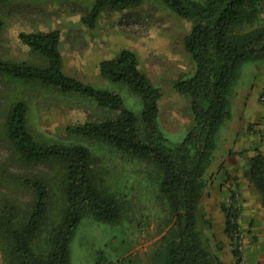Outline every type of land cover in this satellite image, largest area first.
<instances>
[{
    "label": "trees",
    "instance_id": "trees-1",
    "mask_svg": "<svg viewBox=\"0 0 264 264\" xmlns=\"http://www.w3.org/2000/svg\"><path fill=\"white\" fill-rule=\"evenodd\" d=\"M23 0H0L7 7ZM69 1V0H63ZM83 22L94 27L104 10H126L156 0H92ZM177 16L192 21L183 45L195 64L194 74L175 82L176 91L189 99L194 124L181 142L170 140L159 123L162 90L140 69L138 55L121 50L100 62L107 81L126 87L139 97L137 114L114 91L68 76L60 51L61 33L22 32L20 42L43 60V65L0 59V75L39 83L62 95L93 101L105 113L92 121L68 126L70 136L103 141L159 173V193L166 201L172 226L162 238L154 264H216L198 230V209L206 188L204 178L217 146V135L231 117L229 95L241 67L264 59L262 0H158ZM5 21L0 15V33ZM29 107L19 100L6 115V133L15 165L23 172L0 178V251L2 264H71L70 244L85 216L117 225L124 214L122 199L100 186L96 158L82 144L39 141L28 124ZM52 164L64 171L57 179ZM12 165V166H13ZM42 166L37 174L30 169ZM247 177L261 197L264 210V153L250 159ZM31 193L24 202L18 191ZM227 236L234 256L240 255L239 224L233 208L226 209ZM99 254L96 264H103ZM118 264H126L122 260Z\"/></svg>",
    "mask_w": 264,
    "mask_h": 264
},
{
    "label": "rangeland",
    "instance_id": "rangeland-1",
    "mask_svg": "<svg viewBox=\"0 0 264 264\" xmlns=\"http://www.w3.org/2000/svg\"><path fill=\"white\" fill-rule=\"evenodd\" d=\"M92 6V0H23L0 7L5 21L0 33V59L41 66L43 60L20 42L19 34L59 30L64 72L84 83L119 93L126 106L139 114L143 109L140 98L126 87L107 81L99 71L101 61L130 49L138 55L141 71L162 90L159 103L162 131L170 140L181 142L192 128L194 117L189 99L180 95L174 85L195 72V64L183 45L193 22L177 16L156 0L121 11L104 10L95 26L90 27L82 18L90 13ZM262 7L261 24L264 26V0ZM238 76L237 85L254 93L264 85V59L244 64ZM19 100L28 104L29 128L39 141L88 147L97 160L100 186L115 193L123 202V219L117 225L99 222L91 215L84 217L70 244L71 264H96L100 253L103 264H118L122 260H126V264H154L162 238L173 224L167 203L159 193L160 175L147 162L126 155L106 142L86 140L66 132L68 126L105 116L93 101L62 95L39 83L0 75V178L23 172L18 165H13L5 123L7 111ZM220 138L219 135V145L222 144ZM214 153L204 176L206 188L198 209L201 239L216 264H264L261 197L256 191L263 220L258 219L256 202L249 203L242 197L237 175L226 165L224 155L227 156L228 151L219 148ZM218 153L221 155L216 157ZM219 160V165L213 164ZM43 169L38 166L30 169V173L37 174ZM48 171L60 179L64 169L52 164ZM6 190L0 187V194ZM18 194L24 202L31 196L25 190ZM224 208H233L236 212L241 250L238 256H234L236 245L233 246L225 232ZM258 229L263 233L257 236ZM2 256L0 251V264Z\"/></svg>",
    "mask_w": 264,
    "mask_h": 264
},
{
    "label": "crops",
    "instance_id": "crops-1",
    "mask_svg": "<svg viewBox=\"0 0 264 264\" xmlns=\"http://www.w3.org/2000/svg\"><path fill=\"white\" fill-rule=\"evenodd\" d=\"M237 82L229 95L231 117L224 123L217 135L218 138L220 135L222 144H218L220 141L218 142L217 138L216 150L222 148L228 151L227 156L224 155L226 165L237 175L242 197L249 203L256 202L258 219L263 220L260 217L259 204H257L260 199L247 177V171L250 159L258 152L264 153V136L259 137L264 133V102L261 100L264 95V85L252 93L253 90H244L242 86L237 85ZM220 155L218 153L216 157ZM215 163L219 165L220 160L213 162L214 165ZM228 174L226 172L225 175ZM262 233L261 229L255 231L257 236Z\"/></svg>",
    "mask_w": 264,
    "mask_h": 264
},
{
    "label": "built area",
    "instance_id": "built-area-1",
    "mask_svg": "<svg viewBox=\"0 0 264 264\" xmlns=\"http://www.w3.org/2000/svg\"><path fill=\"white\" fill-rule=\"evenodd\" d=\"M261 100L262 102H264V95L261 97ZM263 136H264V133L259 135V137H263Z\"/></svg>",
    "mask_w": 264,
    "mask_h": 264
}]
</instances>
